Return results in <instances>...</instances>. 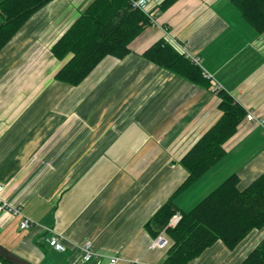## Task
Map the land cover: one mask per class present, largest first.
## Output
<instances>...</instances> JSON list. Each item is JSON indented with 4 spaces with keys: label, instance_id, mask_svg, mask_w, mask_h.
<instances>
[{
    "label": "crops",
    "instance_id": "crops-1",
    "mask_svg": "<svg viewBox=\"0 0 264 264\" xmlns=\"http://www.w3.org/2000/svg\"><path fill=\"white\" fill-rule=\"evenodd\" d=\"M93 1L54 0L0 53V185L34 222L22 230L21 216L1 213L0 244L32 264H109L113 257L163 264L168 245L152 247L147 224L186 178L183 156L222 113L211 83L190 82L144 52L176 40L203 74L264 120V33L232 0H179L125 58L106 57L77 86L59 82L68 60H58L53 45ZM223 147L225 157L178 199L181 210L231 175L244 188L264 174L259 124L245 119ZM54 234L63 236L64 252L50 247ZM263 238L264 228L234 251L216 243L191 264H241ZM87 243L100 263L96 255L83 260Z\"/></svg>",
    "mask_w": 264,
    "mask_h": 264
},
{
    "label": "trees",
    "instance_id": "trees-1",
    "mask_svg": "<svg viewBox=\"0 0 264 264\" xmlns=\"http://www.w3.org/2000/svg\"><path fill=\"white\" fill-rule=\"evenodd\" d=\"M53 1L0 0V53L36 12ZM133 1L94 0L75 19L52 48L58 60H68L57 73V81L77 86L106 57L123 59L131 53L132 42L152 26L148 16L133 7ZM177 1L163 0L160 11ZM232 3L257 33H264V0ZM144 56L190 82L210 86L201 68L165 40L153 44ZM217 97L221 118L183 156L186 178L147 224L154 239L164 232L168 240L163 264H191L219 242L234 251L254 231L264 228V174L244 188L240 187L239 176L231 175L191 210L183 211L178 206V199L225 157L224 144L247 118L246 109L225 90H218ZM176 215L181 216L180 221L170 226ZM241 264H264V238Z\"/></svg>",
    "mask_w": 264,
    "mask_h": 264
},
{
    "label": "built area",
    "instance_id": "built-area-1",
    "mask_svg": "<svg viewBox=\"0 0 264 264\" xmlns=\"http://www.w3.org/2000/svg\"><path fill=\"white\" fill-rule=\"evenodd\" d=\"M163 0H161L157 6L153 7L150 5L151 0H136L133 1V7L136 9H139L143 11L151 21L152 26H160L157 21V17L160 13V4ZM168 43L173 45L180 53L184 54L192 63H194L197 66H201V62L199 59L189 56L183 51L182 45L177 42L176 40H169ZM204 76L210 81L212 92L217 93L218 90H221L220 85L213 79V77L208 74L204 73ZM249 122H255L259 124L264 129V120L261 118H258L253 112L248 111L247 112V118ZM5 192V187L3 185H0V214L3 212L8 213L11 217L21 216L22 220L20 223V227L22 230H27L34 222L28 218L26 215L23 214L22 209L20 207L13 206L11 203L6 201L3 197V194ZM181 216L176 215L172 218L170 222V226H176L178 222L180 221ZM63 236L60 234H54L49 240L48 243L50 247H52L54 250L58 252H64L66 250V247L62 243ZM168 245V240L165 237L164 232H161V234L154 239L152 243V247H159V248H165ZM83 260L88 262L92 259L93 256L96 254L92 250V245L90 243H87L85 247L83 248ZM99 257V263L101 262L100 256ZM120 258L113 257L110 259L109 264H117Z\"/></svg>",
    "mask_w": 264,
    "mask_h": 264
},
{
    "label": "water",
    "instance_id": "water-1",
    "mask_svg": "<svg viewBox=\"0 0 264 264\" xmlns=\"http://www.w3.org/2000/svg\"><path fill=\"white\" fill-rule=\"evenodd\" d=\"M0 258L8 264H32L0 244Z\"/></svg>",
    "mask_w": 264,
    "mask_h": 264
},
{
    "label": "rangeland",
    "instance_id": "rangeland-1",
    "mask_svg": "<svg viewBox=\"0 0 264 264\" xmlns=\"http://www.w3.org/2000/svg\"><path fill=\"white\" fill-rule=\"evenodd\" d=\"M199 203V202H198Z\"/></svg>",
    "mask_w": 264,
    "mask_h": 264
}]
</instances>
